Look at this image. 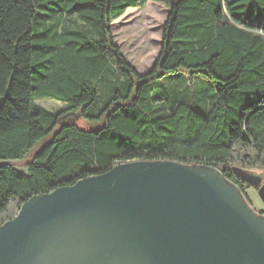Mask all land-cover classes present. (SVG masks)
<instances>
[{
	"label": "trees",
	"instance_id": "obj_1",
	"mask_svg": "<svg viewBox=\"0 0 264 264\" xmlns=\"http://www.w3.org/2000/svg\"><path fill=\"white\" fill-rule=\"evenodd\" d=\"M146 1L0 0V226L34 195L138 159L216 166L246 197L235 168L264 167V0L172 1L141 74L112 22Z\"/></svg>",
	"mask_w": 264,
	"mask_h": 264
},
{
	"label": "water",
	"instance_id": "obj_2",
	"mask_svg": "<svg viewBox=\"0 0 264 264\" xmlns=\"http://www.w3.org/2000/svg\"><path fill=\"white\" fill-rule=\"evenodd\" d=\"M235 170L264 203L262 176ZM0 264H264V216L216 166L131 160L29 198Z\"/></svg>",
	"mask_w": 264,
	"mask_h": 264
},
{
	"label": "rangeland",
	"instance_id": "obj_3",
	"mask_svg": "<svg viewBox=\"0 0 264 264\" xmlns=\"http://www.w3.org/2000/svg\"><path fill=\"white\" fill-rule=\"evenodd\" d=\"M172 1L175 0H147L141 6L129 7L121 17L112 22L116 45L120 48L126 60L141 74L147 73L153 68L161 52L164 24L170 13V3ZM45 21L41 16L34 20L36 33L40 27H44ZM47 21H50V19ZM114 83L113 80L109 82L110 86H113ZM203 85L202 80L197 81L198 87ZM106 91V86L103 85L101 87L102 94L91 108L99 109L107 101L108 95H104ZM38 103L48 109H57L63 104L50 98L39 99ZM75 121L81 127L89 128L93 126L92 123L80 116L76 117ZM19 165L20 167L23 166L20 163ZM250 170L261 175L264 180L263 166L252 167ZM231 182L235 183L232 180ZM246 197V202L250 204L252 209L259 215L264 216L261 213L264 210V203L258 193V187H249L246 191Z\"/></svg>",
	"mask_w": 264,
	"mask_h": 264
},
{
	"label": "crops",
	"instance_id": "obj_4",
	"mask_svg": "<svg viewBox=\"0 0 264 264\" xmlns=\"http://www.w3.org/2000/svg\"><path fill=\"white\" fill-rule=\"evenodd\" d=\"M122 15H123V14H122ZM119 17H121V16H119ZM119 17H118V18H119Z\"/></svg>",
	"mask_w": 264,
	"mask_h": 264
}]
</instances>
